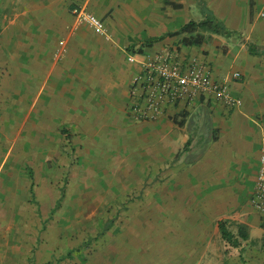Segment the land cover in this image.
<instances>
[{
	"label": "crops",
	"instance_id": "1",
	"mask_svg": "<svg viewBox=\"0 0 264 264\" xmlns=\"http://www.w3.org/2000/svg\"><path fill=\"white\" fill-rule=\"evenodd\" d=\"M7 1L0 16V176L26 166L38 176L63 175L74 147H100L118 161L140 156L150 172L171 177L162 201L177 219L168 222L166 254L155 264H241L244 248L246 264H264V220L251 205L264 144V51L252 55L248 47H264V0ZM77 7L100 19L103 32L77 23ZM205 11L242 38L204 29L194 34L204 44L187 47V35L167 36L203 21ZM143 45L145 57L171 47L204 55L216 78L239 72L232 83L239 108L202 101L173 119L133 121L129 88L140 65L129 58ZM219 222L238 247L222 239Z\"/></svg>",
	"mask_w": 264,
	"mask_h": 264
},
{
	"label": "rangeland",
	"instance_id": "2",
	"mask_svg": "<svg viewBox=\"0 0 264 264\" xmlns=\"http://www.w3.org/2000/svg\"><path fill=\"white\" fill-rule=\"evenodd\" d=\"M8 5L0 0V16ZM99 148L67 150L63 175L26 166L0 176V264H155L166 254L161 240L177 221L162 201L171 177Z\"/></svg>",
	"mask_w": 264,
	"mask_h": 264
},
{
	"label": "built area",
	"instance_id": "3",
	"mask_svg": "<svg viewBox=\"0 0 264 264\" xmlns=\"http://www.w3.org/2000/svg\"><path fill=\"white\" fill-rule=\"evenodd\" d=\"M73 15L77 23L103 32L104 23L87 10L77 7ZM129 60L140 65V72L130 84L127 106L128 116L137 123L173 119L202 101L216 102L226 111L237 110L240 106L232 83L240 80L241 74L235 72L216 78L204 55H189L181 47H171L152 57L133 54ZM251 205L264 220V144Z\"/></svg>",
	"mask_w": 264,
	"mask_h": 264
},
{
	"label": "trees",
	"instance_id": "4",
	"mask_svg": "<svg viewBox=\"0 0 264 264\" xmlns=\"http://www.w3.org/2000/svg\"><path fill=\"white\" fill-rule=\"evenodd\" d=\"M198 4L200 6H203V2L202 0H197ZM176 8H181V6H176ZM210 30L211 32H213L216 35H221L224 37H232V36H238L240 38H242L240 35L231 32L230 30H228L226 28V26L221 23L212 13L205 11L204 12V20L196 23L194 21L189 22L188 24H186L179 32L176 33H172V34H168L167 36L170 37H174V36H180V35H187V37H185L183 39V43L185 46L187 47H200L204 44L205 42V38L202 35H196L194 36V34H196L199 30ZM165 38V37H164ZM162 38H158V39H154L152 41H149L146 46H152L155 42L158 41H162L164 39ZM145 45H143V47H141L140 49H138L137 51H131L134 54H143V50L144 47H146ZM248 47L250 50V53L252 55H255L258 53V50H260V54L264 51V47L263 48H259L255 45L249 44L248 43ZM177 122V120H175ZM179 124V126H183L184 122H177ZM111 227V224H108L105 229H104V233L107 232ZM219 230L222 236V239L229 245H231L232 247H238L239 246V242L235 239L234 235L232 234V232H230L226 226L225 223L223 222H219Z\"/></svg>",
	"mask_w": 264,
	"mask_h": 264
}]
</instances>
